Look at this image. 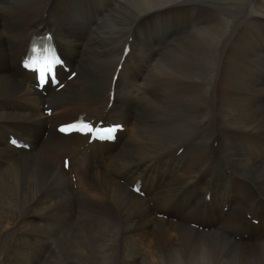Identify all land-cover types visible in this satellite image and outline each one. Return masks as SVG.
<instances>
[{
  "label": "bare ground",
  "instance_id": "obj_1",
  "mask_svg": "<svg viewBox=\"0 0 264 264\" xmlns=\"http://www.w3.org/2000/svg\"><path fill=\"white\" fill-rule=\"evenodd\" d=\"M220 6L219 0H0V264H40L44 245L75 228L115 235L120 264H264V59L249 54L264 39L244 38L246 49L228 57L218 80L217 22L181 37L154 35L146 51L136 48V20L163 22L188 7L213 20ZM46 30L77 74L43 96L18 63L30 36ZM194 31L212 37L197 47L205 56L194 54ZM43 104L53 108L50 117ZM79 113L125 129L114 144L91 145L55 132ZM10 134L30 150L10 147ZM65 157L75 189L62 168ZM137 179L143 198L129 189Z\"/></svg>",
  "mask_w": 264,
  "mask_h": 264
},
{
  "label": "rangeland",
  "instance_id": "obj_2",
  "mask_svg": "<svg viewBox=\"0 0 264 264\" xmlns=\"http://www.w3.org/2000/svg\"><path fill=\"white\" fill-rule=\"evenodd\" d=\"M229 2L231 4L230 7H225L228 6ZM229 2H225L224 0H219V4H221V6L218 7L219 10L217 9L216 16L213 20L212 17L211 16L209 17L208 14L200 13L195 8L193 9V7H191L192 9L190 7L183 9H176L174 10L175 12L171 13L172 15L171 14L167 15L165 17L166 20L163 19V22L159 19V17L151 18L148 20H140V21L136 20L137 50L141 52L146 51V49H148L147 45L150 44L149 39L154 37V35L155 36L161 35L165 39L166 37L167 38L168 37L174 38V36L181 37L197 29L198 26L200 28L205 27L214 21L215 23L217 22L216 24H218L215 40L219 42V45L217 47V52H218L217 56L218 57L220 56L219 59L221 60V61L218 60V66H217L218 69L215 79L218 80L220 79V77L222 78L224 76V69L229 63L228 57H230L231 55L240 54L241 51L244 49V47L241 46V43L244 38L249 36L250 37L259 36V38L264 39V14L263 13L261 14L259 12L260 10L264 9V0H247V1L229 0ZM139 8L141 7L136 2V12L138 11ZM202 15H204L205 17L204 16L202 17ZM217 16L218 18L216 20ZM178 23H180L179 24L180 26L177 25ZM162 24L164 27L162 26ZM145 25L148 28H146ZM105 27L109 28L108 30L120 29L118 27H113L109 23H106ZM39 32L42 31L40 30ZM204 39L206 41H210L212 37L209 34H203L194 31L191 37V41H189L190 44L194 47V54H197L198 56L201 55L205 56L208 53L207 50L204 51L202 48L200 49L197 48ZM138 40L141 42H139ZM252 47L254 51L249 49L251 52V53L249 52V54L253 53V55L255 56L256 55L259 56L260 54V56L264 59V49H263L264 46L255 44ZM86 64L87 67H91L88 62H86ZM192 76H194L196 79L200 78L199 72L192 74ZM134 106H137V102L134 104ZM83 158L85 160L86 156H84ZM11 205L12 207H18L21 205V203L13 202L11 203ZM65 235H63V237L60 240H57L58 243L56 241H50L47 245H44L45 250L41 255L40 264H47L51 256L53 258L52 259L53 262L48 264H72V263L120 264L122 245L115 235L113 238V236L107 231H101V232H98L96 230L83 231L80 230L79 228H75L69 234H67L66 236ZM144 264H149V263H144Z\"/></svg>",
  "mask_w": 264,
  "mask_h": 264
},
{
  "label": "snow or ice",
  "instance_id": "obj_3",
  "mask_svg": "<svg viewBox=\"0 0 264 264\" xmlns=\"http://www.w3.org/2000/svg\"><path fill=\"white\" fill-rule=\"evenodd\" d=\"M44 83V80L42 79L41 80V84H43ZM91 129H89V131H90ZM61 131H65V129H61ZM108 131H110V132H114L115 131V129L113 128V129H110V130H108ZM65 166H67V162H66V165Z\"/></svg>",
  "mask_w": 264,
  "mask_h": 264
}]
</instances>
